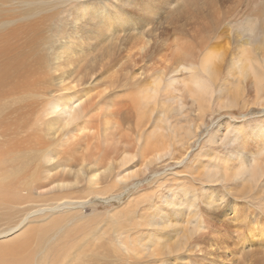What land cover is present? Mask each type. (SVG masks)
<instances>
[{
    "label": "rangeland",
    "instance_id": "1",
    "mask_svg": "<svg viewBox=\"0 0 264 264\" xmlns=\"http://www.w3.org/2000/svg\"><path fill=\"white\" fill-rule=\"evenodd\" d=\"M0 16V32L35 24L23 34L37 44L7 57L22 60L4 75L0 100L28 87L45 108L76 96L98 107L84 130L43 131L47 146L24 151L33 164L46 150L56 166L54 180L33 186L43 196L29 207L74 202L45 209L0 244L59 213L71 217L49 235L65 248L60 264H264V79L260 88L255 77L264 0H7ZM184 50L193 55L179 60ZM210 52L208 74L200 64ZM249 57L254 78L241 84L238 65ZM189 61L194 69L176 72ZM173 74L175 92L166 89ZM70 80L79 85L66 92Z\"/></svg>",
    "mask_w": 264,
    "mask_h": 264
},
{
    "label": "bare ground",
    "instance_id": "2",
    "mask_svg": "<svg viewBox=\"0 0 264 264\" xmlns=\"http://www.w3.org/2000/svg\"><path fill=\"white\" fill-rule=\"evenodd\" d=\"M4 1L7 0H0V2ZM34 29L35 24H30L28 26L25 24H18L17 27L15 26L10 30H4L3 32H0V59L4 55V62L7 63L4 65L3 62H0V69L2 68L4 70L0 73V84L4 82L5 78L3 77L5 74H7V71H10L11 69L17 71L19 69L22 60L20 57L19 64H12V62L7 59L8 56L13 54H19V56H22L24 54L23 48L25 47H28L29 50L34 52V48H36L37 44L30 40V35H28L29 33L33 32ZM26 32L28 34H23ZM25 37H28L29 40L23 41L22 38ZM20 40L21 43H19ZM35 42H37V40ZM191 55L185 51L180 56H178V59L181 60V57L183 56L191 58ZM213 58L214 57L212 56L211 52L210 54L208 53L206 56H204L201 61L202 63L200 64V67L203 68V70H201L202 72L209 74L212 71ZM254 60L255 59L249 57L245 63H239L238 66L239 69H241L239 71V74L241 75V77L238 79L239 83L244 84L248 76H250V78L253 77H251L250 73L251 68H253L252 65L255 63ZM261 62L264 63L263 56L261 58ZM194 67L195 63L193 62L189 61L187 64H183L181 62V66L177 67L176 72L179 70H192ZM57 68V66L53 67L54 70H57ZM261 73L257 71V76H255V72L253 73L257 78V83L260 85V88L262 87L261 85L264 79V76L262 75L264 72L262 74ZM28 75L29 72L27 73V76ZM20 79L22 80L21 76ZM77 80H70V83L63 85L62 89L66 92L75 90L79 85ZM177 80L178 77H175L174 74L173 76H170L166 85L169 88L166 89L172 90L174 92L177 91L175 84ZM183 82L185 83L184 86L186 88L184 92H186L188 89V84H186L185 81ZM194 83L197 84L198 80H195ZM21 85L22 83L18 82L14 87V90L18 89ZM197 86L198 88H201V84H198ZM24 89L26 91L22 97H18L13 101L12 97L10 101L0 100V137L3 138V140L0 141V238L6 237L10 234H15L16 232L20 231L25 224L29 223V220L33 216L45 214V209H48V211L50 209L54 211L53 209L56 210L57 208H60L61 205L66 207L74 202L68 198H64L65 200H59L60 202L55 207H48L45 209L39 208L35 210L29 207L33 203L38 204L43 196H36L35 194H37L38 191L33 193L32 190L38 189L33 186L37 187L38 185H44L41 180H54V170L56 166H50L52 157L47 154L46 150L39 152V154L37 152L34 153L35 156H38V159L33 164L31 163L34 162L35 159L32 160L31 157L30 159H26L24 151L29 145H31L29 148H33V150L37 148L41 149L47 146V143L43 140V131L47 134L51 133L57 137V130H63L65 128L67 129L70 125H73L72 128L84 130L86 127L85 119H87L89 116L91 117V114L98 108L95 103H87L88 101L82 100L83 98L80 96H76V98H66L63 100V102L55 99L50 103L49 107L45 108V106H43V95L41 96L34 93L35 91H33L32 88L25 87ZM198 90L199 89H197V91ZM173 99L174 98L170 99V101H174ZM178 99L181 103L182 98ZM261 104L263 106L264 102ZM16 113L18 115L15 117L14 115ZM10 115H12V117H10ZM31 121L35 123H31ZM169 122L170 127H172L173 122L168 117L166 123ZM192 132L193 131L191 127V134ZM252 134L255 133L252 132ZM58 139L60 140V138ZM63 145H66V143ZM31 152L32 150L30 153ZM81 152L83 153L82 158H85L86 160L88 156V149L82 150ZM65 153L68 154V156H75L76 158L78 155V153L76 155L75 151L69 148L65 151ZM238 158H241L240 152L238 153ZM44 160L48 161V165L44 166ZM254 163L257 164L259 162L255 159ZM257 170L260 171V169ZM97 173L92 172L91 176L88 178L92 185L98 179ZM62 188L63 186L58 184L57 189ZM65 196L69 195L65 194ZM53 197H57V195H53ZM52 217L53 218L51 219L50 223L46 225V227L41 228L35 222L29 226L23 236L15 238L8 243L0 244V264H60V260H63L65 248L64 246H61L60 242H57L56 244H50L52 239L49 240V235L51 232H59L64 222L71 220V217L69 214L59 213L57 215H53ZM2 226H7L6 231H3L5 228H1Z\"/></svg>",
    "mask_w": 264,
    "mask_h": 264
}]
</instances>
